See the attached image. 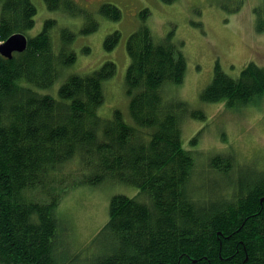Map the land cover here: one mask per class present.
Wrapping results in <instances>:
<instances>
[{
  "label": "trees",
  "instance_id": "trees-1",
  "mask_svg": "<svg viewBox=\"0 0 264 264\" xmlns=\"http://www.w3.org/2000/svg\"><path fill=\"white\" fill-rule=\"evenodd\" d=\"M44 2L71 15L72 6L80 9L72 0ZM98 13L121 17L109 3ZM35 15L32 0H0L1 40L16 33L27 38L22 53L0 55V264H264V171L237 177L228 152L208 157L205 172L197 173L196 155L182 145L181 115H204L166 100L186 72L171 34L157 41L142 25L129 36L126 123L117 110L110 119L98 114L104 82L115 73L112 62L87 75H68L56 98L42 93L74 63L67 49L74 34L62 30V47L53 51L55 21L27 37ZM254 16L256 30L264 32V0ZM118 40V32L106 36L104 48L112 50ZM263 93L264 68L249 63L231 78L216 62L201 99L244 105ZM75 160L78 169L64 171ZM107 181L136 187L138 194L111 198L108 221L94 239H100L99 252L71 255L56 208L68 187Z\"/></svg>",
  "mask_w": 264,
  "mask_h": 264
},
{
  "label": "rangeland",
  "instance_id": "rangeland-1",
  "mask_svg": "<svg viewBox=\"0 0 264 264\" xmlns=\"http://www.w3.org/2000/svg\"><path fill=\"white\" fill-rule=\"evenodd\" d=\"M72 1L84 12L72 6L71 15L65 9H48L44 0H32L36 8L35 24L26 33L27 37L36 36L43 30L46 20H53L55 25L49 35L53 51L59 52L62 30H67L68 36L74 34L67 45V49L74 52V63L63 68L54 85L42 93L56 98L59 85L68 75H87L105 62H112L115 73L104 82V101L98 114L110 119L117 110L126 123L131 122L125 84L129 65L128 38L142 25L150 29L157 41L171 34V42L181 45L178 47L186 60V72L180 84L169 87L166 100L182 101L191 110L204 115L192 117L189 112L181 115L182 145L196 155L197 173L205 172L208 157L228 152L235 158L237 177L264 171V93L244 105L205 103L201 99L212 80L216 62L231 78H238L249 63L264 68V32L256 30L254 16V8L261 0ZM102 3L116 6L121 12L120 19L113 21L101 16L98 9ZM237 7L239 9L234 11ZM145 10L148 15L143 18L140 14ZM94 23L97 25L95 31L83 32L84 27H92ZM114 32L119 33V40L107 51L104 40ZM72 161L64 171L78 169L74 166L77 160ZM197 181L194 177L191 183L196 186ZM66 191L56 208V215L66 228L62 244L71 249V255L80 254L81 258L100 251V239H94L108 221L111 198L118 194L128 197L138 194L136 187L112 181L96 186L68 187ZM81 258L74 257V260Z\"/></svg>",
  "mask_w": 264,
  "mask_h": 264
},
{
  "label": "water",
  "instance_id": "water-1",
  "mask_svg": "<svg viewBox=\"0 0 264 264\" xmlns=\"http://www.w3.org/2000/svg\"><path fill=\"white\" fill-rule=\"evenodd\" d=\"M27 47V40L22 34L9 37L0 45V54L5 58H12L13 53H22Z\"/></svg>",
  "mask_w": 264,
  "mask_h": 264
},
{
  "label": "bare ground",
  "instance_id": "bare-ground-1",
  "mask_svg": "<svg viewBox=\"0 0 264 264\" xmlns=\"http://www.w3.org/2000/svg\"><path fill=\"white\" fill-rule=\"evenodd\" d=\"M23 35V34H22ZM25 38H26V36L25 35H23ZM26 40H27V38H26ZM2 56V55H1Z\"/></svg>",
  "mask_w": 264,
  "mask_h": 264
}]
</instances>
